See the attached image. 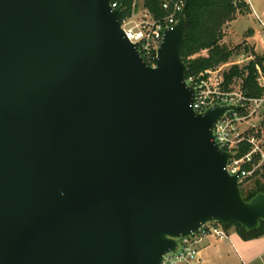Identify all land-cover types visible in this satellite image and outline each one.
<instances>
[{"label": "water", "instance_id": "95a60500", "mask_svg": "<svg viewBox=\"0 0 264 264\" xmlns=\"http://www.w3.org/2000/svg\"><path fill=\"white\" fill-rule=\"evenodd\" d=\"M185 13L149 67L111 0H0V264H161L264 223L213 137L240 107L192 109Z\"/></svg>", "mask_w": 264, "mask_h": 264}, {"label": "built area", "instance_id": "2783aa9c", "mask_svg": "<svg viewBox=\"0 0 264 264\" xmlns=\"http://www.w3.org/2000/svg\"><path fill=\"white\" fill-rule=\"evenodd\" d=\"M117 4L116 1L111 2L112 8H119ZM183 6L182 1L164 0L162 9L169 15L163 20L153 19L144 9L133 11L129 17L121 18V28L126 38L136 46L140 57L149 67L155 66L163 31L176 23ZM258 20L260 21L259 18ZM186 83L194 89L192 109L197 114H202L213 106L240 107L239 111H228L215 124L213 137L219 149L232 153L226 170L230 175H237L241 183L264 164L262 135L259 136L258 131L248 129L250 119L256 117L264 108V97L253 98L246 95L243 90L233 91L230 85L225 84L223 76H218L216 68L205 70L197 76H190L186 78ZM242 144H247L250 149L246 154L239 156L237 150ZM255 157H259L257 164H253ZM245 164L252 165V169L244 170ZM208 237L217 240L228 239L227 231L222 225L208 223L194 235L178 239L177 252L165 254L161 264H198L199 245Z\"/></svg>", "mask_w": 264, "mask_h": 264}, {"label": "trees", "instance_id": "16d2710c", "mask_svg": "<svg viewBox=\"0 0 264 264\" xmlns=\"http://www.w3.org/2000/svg\"><path fill=\"white\" fill-rule=\"evenodd\" d=\"M117 2L121 8V18L129 17L132 12L144 9L155 20H163L169 15L162 9L164 0H142V4H137V0H111ZM182 1L186 4V26L185 40L182 45L181 58L187 66L186 78L197 76L199 73L214 69L219 65L226 64L232 57L239 56L241 53L250 54L254 57L247 66L239 68L232 66L223 74L225 84L228 86L235 79L243 80V91L247 92L249 97H264V87L258 83L259 68L262 71L264 58L253 53L252 48H248L245 43L235 48L228 49L221 44L223 39V27L236 19V13L240 15L246 13L247 5L240 1L241 8L236 6L238 1L235 0H174ZM207 52L206 57L200 56L201 52ZM252 53V54H251ZM264 126V124H263ZM259 136L261 132L259 131ZM247 144H242L237 150V154L242 156L249 151ZM259 157H255L254 163L257 164ZM243 169L250 171L252 165L245 164ZM252 179L250 183L248 180ZM247 184L245 187H242ZM240 189L245 201H249L257 194H264V164L263 170L258 169L253 175L240 183ZM225 230L233 228L241 240L247 242L259 239L264 236V223L253 232H246L238 225L222 226Z\"/></svg>", "mask_w": 264, "mask_h": 264}, {"label": "rangeland", "instance_id": "374dc122", "mask_svg": "<svg viewBox=\"0 0 264 264\" xmlns=\"http://www.w3.org/2000/svg\"><path fill=\"white\" fill-rule=\"evenodd\" d=\"M235 1H238L237 3H240V1H242L245 4L246 3L250 4L251 8L253 9V12L257 14L260 21L258 20L257 17L254 16V13H248L249 12L248 9L246 10L247 12L244 13V15H240V13L237 12L236 15L238 16H236V19L233 22L228 23L223 27L224 37L221 40V44L228 49H232L237 47L238 45L243 44L244 41H246L250 45V47H252L253 53H257V56L264 58V29L262 26V23L264 25V15L262 13L264 11V0H235ZM137 4L141 5L142 0H137ZM247 47L250 49L249 46ZM206 55H207L206 51L200 53V56L202 57H206ZM253 58L254 57L250 56V54L248 55L243 53H241L239 56L232 57L226 64L219 65L216 67V70H218V76H223L224 73H226L232 66L235 65L240 69L244 68L249 64V62ZM256 69L258 73L259 86L264 87V71H262L259 68ZM263 69H264V65H263ZM243 85L244 83L243 80L241 79H235L230 83V87L233 91H242ZM263 124H264V108L259 111L256 117L250 119V125L248 123V129H251L252 131L254 130L261 132L262 135L261 140L262 143L264 144ZM253 127H255V129ZM260 169L263 170V165L261 166ZM251 181L252 179L248 180V183H250ZM246 185L247 184H244L242 187H245ZM211 241H215V240L205 239L204 241H202V243L199 245V250L204 246L205 243ZM227 249L229 250L232 248L227 246ZM202 253L203 251H200L199 255L204 259V261L212 259L208 257L207 252H205V257H203ZM217 263L222 264L223 262L222 260H219ZM202 264H205V262Z\"/></svg>", "mask_w": 264, "mask_h": 264}, {"label": "crops", "instance_id": "0c3cea01", "mask_svg": "<svg viewBox=\"0 0 264 264\" xmlns=\"http://www.w3.org/2000/svg\"><path fill=\"white\" fill-rule=\"evenodd\" d=\"M246 5L248 7V13H254L250 4L246 3ZM262 13L264 15V11ZM254 16L258 17L255 13ZM244 43L250 47L246 41H244ZM226 231L228 235V239L226 240H217L212 237L206 238L215 241L205 243L201 248L202 250H199V254L200 251H203V257H205V252H207L208 257L212 259L204 261V259L199 255L198 264H202L204 262L205 264H218L217 262L219 260H222V264H264V236L259 239L245 242L240 239L234 229L230 228ZM227 246L232 249L228 250Z\"/></svg>", "mask_w": 264, "mask_h": 264}]
</instances>
